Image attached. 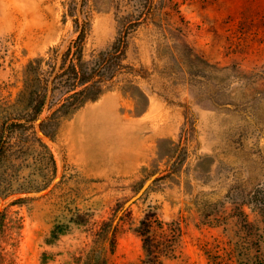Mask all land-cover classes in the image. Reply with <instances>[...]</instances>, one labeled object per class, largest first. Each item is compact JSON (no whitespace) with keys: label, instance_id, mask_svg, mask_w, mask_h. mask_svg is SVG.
I'll list each match as a JSON object with an SVG mask.
<instances>
[{"label":"rangeland","instance_id":"1","mask_svg":"<svg viewBox=\"0 0 264 264\" xmlns=\"http://www.w3.org/2000/svg\"><path fill=\"white\" fill-rule=\"evenodd\" d=\"M77 25L87 57L125 36L135 71L39 133L56 167L8 149L0 264H143L147 216L162 264H264V0H0V104Z\"/></svg>","mask_w":264,"mask_h":264},{"label":"trees","instance_id":"2","mask_svg":"<svg viewBox=\"0 0 264 264\" xmlns=\"http://www.w3.org/2000/svg\"><path fill=\"white\" fill-rule=\"evenodd\" d=\"M76 28H80L77 37L64 51L53 47L46 54L30 59L23 70V88L15 102L0 104V173L8 158V149L25 141L42 143L39 133L55 139L64 120L89 101H95L113 89L122 80L121 76L135 71L127 62L125 36L118 38L111 47L92 52L87 57L86 28L84 25ZM121 89L136 99L147 98L133 80L125 81ZM46 109L50 114L40 120ZM42 146L45 151L40 152L41 156L49 158L56 167L53 153L45 143ZM153 224L154 220L147 216L141 220L138 229L147 254L143 264H162L160 243L151 233ZM157 224L161 226V222ZM110 227L114 233L116 227L113 224ZM114 241L115 234L111 241L113 245ZM91 260H95L93 264L107 262L101 254L90 256Z\"/></svg>","mask_w":264,"mask_h":264}]
</instances>
